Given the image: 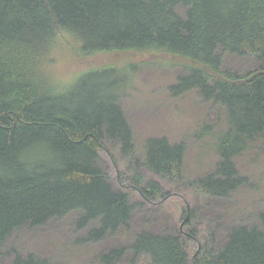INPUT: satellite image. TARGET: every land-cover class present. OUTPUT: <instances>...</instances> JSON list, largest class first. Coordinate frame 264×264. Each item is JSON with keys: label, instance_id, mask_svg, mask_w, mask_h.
<instances>
[{"label": "trees", "instance_id": "trees-1", "mask_svg": "<svg viewBox=\"0 0 264 264\" xmlns=\"http://www.w3.org/2000/svg\"><path fill=\"white\" fill-rule=\"evenodd\" d=\"M61 41L79 59L159 56L182 71L173 97L197 92L225 111L218 163L195 181L205 196L227 200L244 188L237 158L264 141V0H0V256L17 232L78 213L82 244L129 233L99 264L141 257L147 264H264V216L260 225L233 227L221 246H200L192 260L180 234L132 231L131 192L149 204L170 196L159 182L145 183L137 166L179 180L187 146L155 137L142 155L137 150L119 101L133 64L89 68L59 90L49 73ZM227 55L260 66L227 70ZM112 146L126 167L119 181L133 190L116 188L100 166ZM184 211L188 238L197 240L194 213ZM14 264L47 263L17 254Z\"/></svg>", "mask_w": 264, "mask_h": 264}, {"label": "rangeland", "instance_id": "rangeland-1", "mask_svg": "<svg viewBox=\"0 0 264 264\" xmlns=\"http://www.w3.org/2000/svg\"><path fill=\"white\" fill-rule=\"evenodd\" d=\"M70 51L67 42L61 41L52 56L49 74L59 90L70 87L89 68L133 64L135 67L128 73L131 81L123 88L119 101L134 131L137 150L142 155L147 140L155 137H166L172 143H185L187 146L183 174L179 180L171 182L154 175L144 165L133 166L142 174L145 183L157 181L165 192L170 193L165 200L149 204L139 193L131 192L133 232L147 230L157 234H180L188 244L192 260L202 245H210L213 241H216V246L223 245L233 227L261 224L264 216V141L237 158L239 171L247 179L244 188L227 200L205 196L196 190L195 181L211 173L218 163L216 142L227 128L225 111L205 103L197 92L173 97L170 86L175 84L182 71L167 66L159 56L128 59L100 54L79 59ZM259 66L254 58L225 57L227 70L246 73ZM115 159L120 166L115 164ZM100 166L116 188L133 190L127 180L119 181L118 174L126 167L116 147L112 146L101 155ZM184 210L194 213L189 224L196 228L197 240L188 238L189 225L185 222L187 214ZM78 216V213H73L43 227L17 232L4 248L0 264H14L17 254L24 257L35 255L47 264H99L100 255L129 242V233L123 230L118 236L98 244L80 243L84 232L75 227ZM119 264H147V260L141 257L134 262L129 258Z\"/></svg>", "mask_w": 264, "mask_h": 264}]
</instances>
